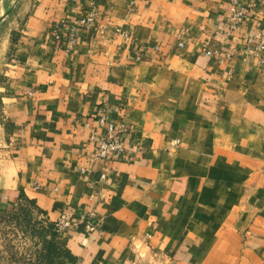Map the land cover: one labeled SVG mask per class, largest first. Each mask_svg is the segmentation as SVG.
<instances>
[{"label":"crops","instance_id":"1","mask_svg":"<svg viewBox=\"0 0 264 264\" xmlns=\"http://www.w3.org/2000/svg\"><path fill=\"white\" fill-rule=\"evenodd\" d=\"M229 8L0 0V211L78 222L59 239L67 264H264V66L242 51L264 39V4L212 44L227 63L204 46ZM92 9L67 51L55 25ZM99 110L128 127L119 161L91 159Z\"/></svg>","mask_w":264,"mask_h":264},{"label":"built area","instance_id":"2","mask_svg":"<svg viewBox=\"0 0 264 264\" xmlns=\"http://www.w3.org/2000/svg\"><path fill=\"white\" fill-rule=\"evenodd\" d=\"M93 2V0H88ZM255 3L264 4V0H230L229 8V19L226 26V30L218 31L211 39H209L204 46V55L207 58H216L221 62H231L235 52L227 53L223 55L221 51H212V44L216 41L220 35H232L233 32L238 30L244 25V23L249 20L250 13L253 5ZM130 7L134 6V1H130ZM99 15L97 9H92L84 15V17L77 23H73L71 26H67L63 23L56 24L54 31L57 37H61L62 34L65 36V47L67 51H70L77 42L78 31L82 28L93 29L95 27L96 19ZM115 34L121 36L124 40L129 39V35L125 31L115 30ZM185 33H180L178 35V47L183 48L184 42L183 37ZM243 53L249 57H257L260 65L264 66V39L256 38L254 34L248 33L244 37V47L242 49ZM139 59L140 56H137ZM98 125L100 128L105 130V133L101 136L94 134L91 137V141L96 144V150L91 156L93 160H103L106 162L119 161L126 157L127 149L122 141V138L127 131L128 127L126 123L120 121L119 123H112L109 121L107 114L103 113L101 110L98 111ZM101 178L105 180V176L102 175ZM88 231L94 232L99 229V224H94L90 219L82 221ZM78 222L69 220L68 218L62 216L60 217L54 225V230L58 235L59 239L62 235L69 229L76 228Z\"/></svg>","mask_w":264,"mask_h":264},{"label":"rangeland","instance_id":"3","mask_svg":"<svg viewBox=\"0 0 264 264\" xmlns=\"http://www.w3.org/2000/svg\"><path fill=\"white\" fill-rule=\"evenodd\" d=\"M51 233L50 225L24 204L0 211V264H67L48 254Z\"/></svg>","mask_w":264,"mask_h":264},{"label":"trees","instance_id":"4","mask_svg":"<svg viewBox=\"0 0 264 264\" xmlns=\"http://www.w3.org/2000/svg\"><path fill=\"white\" fill-rule=\"evenodd\" d=\"M51 229H52V233H51V240L48 243L49 247H48V254L52 256H55L56 258H68L67 253L62 249L61 244L60 243H56L55 241L57 239H59L58 235L56 234L55 230H54V225L53 224H49ZM58 237V238H57ZM56 244V245H54ZM59 244V246L57 245Z\"/></svg>","mask_w":264,"mask_h":264}]
</instances>
